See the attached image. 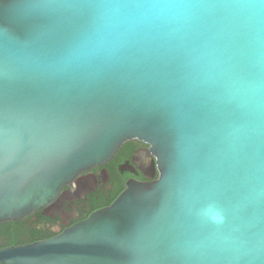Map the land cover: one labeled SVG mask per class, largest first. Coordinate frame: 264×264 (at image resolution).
Segmentation results:
<instances>
[{
	"label": "clouds",
	"instance_id": "9594fccd",
	"mask_svg": "<svg viewBox=\"0 0 264 264\" xmlns=\"http://www.w3.org/2000/svg\"><path fill=\"white\" fill-rule=\"evenodd\" d=\"M100 95L158 153L151 200L113 224L123 264H264V0H0V163L67 138L36 100Z\"/></svg>",
	"mask_w": 264,
	"mask_h": 264
},
{
	"label": "water",
	"instance_id": "95a60500",
	"mask_svg": "<svg viewBox=\"0 0 264 264\" xmlns=\"http://www.w3.org/2000/svg\"><path fill=\"white\" fill-rule=\"evenodd\" d=\"M110 4L176 3L187 0H97ZM202 3H232L241 0H198ZM119 15L117 20L119 21ZM37 108L63 115L69 128L68 136L53 142L46 150L28 143L10 156L7 163H0V224L20 220L42 210L59 196L64 188L76 192V178L96 166L107 164L119 148L138 141L146 148L137 152L133 164L148 179L131 180L114 202L92 213L86 220L63 230L57 236L33 244L0 251V264H123L119 251L110 242L113 224L123 223L128 214L148 203L152 198L156 177V156L153 137L147 124L128 113L103 95L86 102L79 99L61 103L55 99L36 100ZM3 102L0 101V126H4ZM6 145L0 137V159ZM139 153L144 158L139 165ZM161 170L163 165L161 164ZM217 177L210 176L209 179ZM141 264H153L152 255L145 253Z\"/></svg>",
	"mask_w": 264,
	"mask_h": 264
},
{
	"label": "flooded vegetation",
	"instance_id": "af4514ba",
	"mask_svg": "<svg viewBox=\"0 0 264 264\" xmlns=\"http://www.w3.org/2000/svg\"><path fill=\"white\" fill-rule=\"evenodd\" d=\"M146 148L138 141L123 144L105 165L96 166L76 178V192L64 188L63 195L46 208L17 220L0 224V251L45 241L110 206L127 182L148 179L133 164L135 154ZM139 159V160H138ZM141 165L140 158L135 160Z\"/></svg>",
	"mask_w": 264,
	"mask_h": 264
},
{
	"label": "bare ground",
	"instance_id": "6f19581e",
	"mask_svg": "<svg viewBox=\"0 0 264 264\" xmlns=\"http://www.w3.org/2000/svg\"><path fill=\"white\" fill-rule=\"evenodd\" d=\"M145 154L144 153H139L138 158H140V160H142V157L144 158ZM139 160V159H138Z\"/></svg>",
	"mask_w": 264,
	"mask_h": 264
}]
</instances>
